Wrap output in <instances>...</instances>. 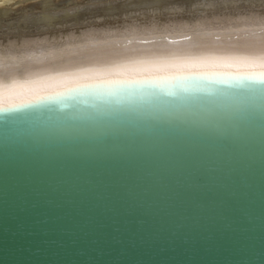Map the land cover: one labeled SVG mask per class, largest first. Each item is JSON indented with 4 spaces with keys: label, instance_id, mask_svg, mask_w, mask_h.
<instances>
[{
    "label": "water",
    "instance_id": "95a60500",
    "mask_svg": "<svg viewBox=\"0 0 264 264\" xmlns=\"http://www.w3.org/2000/svg\"><path fill=\"white\" fill-rule=\"evenodd\" d=\"M0 264H264V85H96L0 111Z\"/></svg>",
    "mask_w": 264,
    "mask_h": 264
},
{
    "label": "bare ground",
    "instance_id": "6f19581e",
    "mask_svg": "<svg viewBox=\"0 0 264 264\" xmlns=\"http://www.w3.org/2000/svg\"><path fill=\"white\" fill-rule=\"evenodd\" d=\"M27 1L0 0V97L261 54L264 0Z\"/></svg>",
    "mask_w": 264,
    "mask_h": 264
},
{
    "label": "snow or ice",
    "instance_id": "6c2138e0",
    "mask_svg": "<svg viewBox=\"0 0 264 264\" xmlns=\"http://www.w3.org/2000/svg\"><path fill=\"white\" fill-rule=\"evenodd\" d=\"M259 46L261 54L255 56L221 58L220 62H208L201 59L199 61L185 62L182 65L159 71H149L139 74L120 73L118 75L100 76L86 81H74L53 90L33 92L25 96L10 97L5 94L0 97V111L23 108L35 102L49 100L62 92L78 91L96 85L129 87L154 85L163 87L165 85H175L178 81L192 77H228L246 87L264 85V38H261ZM210 82L212 81L210 80Z\"/></svg>",
    "mask_w": 264,
    "mask_h": 264
},
{
    "label": "rangeland",
    "instance_id": "374dc122",
    "mask_svg": "<svg viewBox=\"0 0 264 264\" xmlns=\"http://www.w3.org/2000/svg\"><path fill=\"white\" fill-rule=\"evenodd\" d=\"M27 1V0H26ZM35 0H28L27 2H32ZM67 1H71V0H67ZM80 4H85L84 2L80 3ZM18 5H22V2L19 3V1L15 2L14 8H17ZM71 5H75L74 3H72ZM34 9H40V7H35ZM21 13L20 9L18 10H13L12 14H10L11 17H18L19 14ZM31 25H33V22H30Z\"/></svg>",
    "mask_w": 264,
    "mask_h": 264
}]
</instances>
